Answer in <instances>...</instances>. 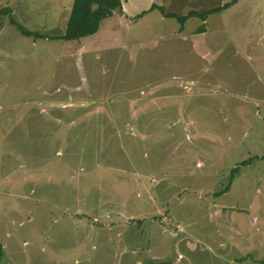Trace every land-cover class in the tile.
Here are the masks:
<instances>
[{
  "label": "rangeland",
  "instance_id": "374dc122",
  "mask_svg": "<svg viewBox=\"0 0 264 264\" xmlns=\"http://www.w3.org/2000/svg\"><path fill=\"white\" fill-rule=\"evenodd\" d=\"M227 1L0 0V264H264V0L162 13Z\"/></svg>",
  "mask_w": 264,
  "mask_h": 264
},
{
  "label": "trees",
  "instance_id": "16d2710c",
  "mask_svg": "<svg viewBox=\"0 0 264 264\" xmlns=\"http://www.w3.org/2000/svg\"><path fill=\"white\" fill-rule=\"evenodd\" d=\"M235 0L227 1L220 6L209 8L205 11L198 12L189 10L186 15H178L175 12H165L164 15L178 17L180 21L187 17H199L205 20L206 16L214 11H219L224 7L229 6ZM121 9V0H72L67 23L64 32L55 37L61 39H80L87 35L94 33L99 25V22L108 16H111L115 10ZM161 9V8H160ZM2 11V10H1ZM12 21V19H11ZM204 26H200L203 29ZM22 34L31 35L32 32L20 28ZM33 35L39 36V33ZM233 172H235L233 170ZM3 254V247L0 243V258ZM140 264H169L167 261L158 260L157 258H150Z\"/></svg>",
  "mask_w": 264,
  "mask_h": 264
},
{
  "label": "crops",
  "instance_id": "0c3cea01",
  "mask_svg": "<svg viewBox=\"0 0 264 264\" xmlns=\"http://www.w3.org/2000/svg\"><path fill=\"white\" fill-rule=\"evenodd\" d=\"M121 10V9H120ZM118 14L119 15V17L123 14V11L122 12H120L119 10H115L114 11V13H112L113 15L114 14ZM112 15V16H113ZM111 17V16H110ZM109 16L108 17H105V18H103L100 22H99V25H98V28H97V30L94 32V33H92V35L90 34V36H93L94 34H96L98 31H99V29H100V24H101V22L103 21V20H105V19H107V18H110ZM105 23V22H104ZM106 23H108V22H106ZM87 36H89V35H87ZM81 39V38H80ZM253 260H255V261H258V262H264V259L263 258H259V257H255V258H253Z\"/></svg>",
  "mask_w": 264,
  "mask_h": 264
},
{
  "label": "built area",
  "instance_id": "2783aa9c",
  "mask_svg": "<svg viewBox=\"0 0 264 264\" xmlns=\"http://www.w3.org/2000/svg\"><path fill=\"white\" fill-rule=\"evenodd\" d=\"M165 218V217H164Z\"/></svg>",
  "mask_w": 264,
  "mask_h": 264
}]
</instances>
